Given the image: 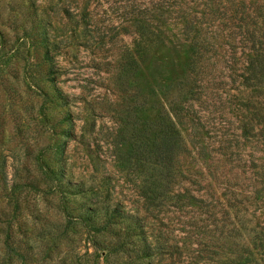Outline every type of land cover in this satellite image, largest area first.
Wrapping results in <instances>:
<instances>
[{
    "label": "rangeland",
    "instance_id": "obj_1",
    "mask_svg": "<svg viewBox=\"0 0 264 264\" xmlns=\"http://www.w3.org/2000/svg\"><path fill=\"white\" fill-rule=\"evenodd\" d=\"M253 42L264 0H0V264H264Z\"/></svg>",
    "mask_w": 264,
    "mask_h": 264
},
{
    "label": "trees",
    "instance_id": "obj_2",
    "mask_svg": "<svg viewBox=\"0 0 264 264\" xmlns=\"http://www.w3.org/2000/svg\"><path fill=\"white\" fill-rule=\"evenodd\" d=\"M205 50L207 51L208 48H206ZM251 50H252V52L250 54L251 60H250L249 66H248L249 70L247 71V73H244V72L240 73V75L243 76V81H244L245 85H253L256 83L255 80H257V82H263V80H264V46L262 45V46L256 47L254 42H253V45L251 46ZM198 124H199L198 127H201L200 122H198ZM243 128L244 129H243L242 133H240V137H242V135H244V133L246 132L247 126L244 124ZM195 133H200V131L195 130ZM234 135L237 139L239 138L237 133ZM174 136H176V138H177L176 141L178 142L179 151L190 150L189 146H188V142L185 139V136L188 137L187 139L189 141H191L194 136L189 137L188 135H183L182 132L179 130H177V134L175 133ZM200 138L201 137H197V139H200ZM195 146L197 147L196 152L198 154H201L202 150L204 149V146L203 145H196V144H195ZM168 147H169L168 144H166V143L161 144L160 143V146L158 147V149H156V151H157L156 156L163 155V153L168 151L167 150ZM251 162H253V161H251ZM88 227H90L89 229H93V228H97L98 226L97 225H89ZM92 244H93L94 248H96V256L99 257L100 254H99L98 249H97V242L94 239H92Z\"/></svg>",
    "mask_w": 264,
    "mask_h": 264
}]
</instances>
